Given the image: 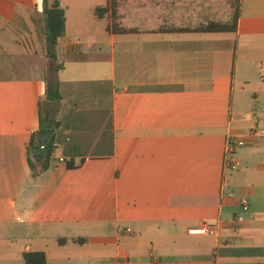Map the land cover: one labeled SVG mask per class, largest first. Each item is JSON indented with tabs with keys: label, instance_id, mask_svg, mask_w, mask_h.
I'll list each match as a JSON object with an SVG mask.
<instances>
[{
	"label": "crops",
	"instance_id": "1",
	"mask_svg": "<svg viewBox=\"0 0 264 264\" xmlns=\"http://www.w3.org/2000/svg\"><path fill=\"white\" fill-rule=\"evenodd\" d=\"M43 3L0 0V264H264V0H117L102 35L70 0L56 63Z\"/></svg>",
	"mask_w": 264,
	"mask_h": 264
},
{
	"label": "trees",
	"instance_id": "2",
	"mask_svg": "<svg viewBox=\"0 0 264 264\" xmlns=\"http://www.w3.org/2000/svg\"><path fill=\"white\" fill-rule=\"evenodd\" d=\"M116 6L117 0H111L110 4L106 7H102L96 10L95 14L98 18H105L109 12L112 10L114 15L116 16ZM43 15H44V22H45V40H46V53L47 58L50 61L56 63L57 62V46H58V39L66 36L67 30V17H66V10L63 8L60 0H44L43 3ZM239 17V9L237 8L235 11V15L233 18L232 23L229 24H221L211 22L207 25H201L200 27L191 30V29H180V30H171V31H182V32H197V33H228V32H235L237 21ZM115 32L121 34H129L131 31L119 28L118 25H113ZM61 67H57V71L59 72ZM48 87V96L55 101L61 100L60 95V86L58 80L55 78L54 82H49ZM47 128L42 125L41 131H45ZM36 140V136L33 138ZM52 144V142L50 143ZM50 153L47 154L46 158L49 159ZM65 242V241H63ZM24 259L26 264H47V256L45 253H25Z\"/></svg>",
	"mask_w": 264,
	"mask_h": 264
},
{
	"label": "built area",
	"instance_id": "3",
	"mask_svg": "<svg viewBox=\"0 0 264 264\" xmlns=\"http://www.w3.org/2000/svg\"><path fill=\"white\" fill-rule=\"evenodd\" d=\"M245 146V142L239 141L235 138H229L227 141V156L225 161V167L229 170H237L240 166L238 161L234 158L235 150ZM243 209L248 210V201L243 199L241 201ZM218 226L216 225H203L198 228L189 230L188 234L194 237H206V236H215L218 233Z\"/></svg>",
	"mask_w": 264,
	"mask_h": 264
},
{
	"label": "rangeland",
	"instance_id": "4",
	"mask_svg": "<svg viewBox=\"0 0 264 264\" xmlns=\"http://www.w3.org/2000/svg\"><path fill=\"white\" fill-rule=\"evenodd\" d=\"M60 1H61L62 6L65 8V6H67L69 4L70 0H60ZM107 1L108 0H101V8L106 6ZM69 19L73 20V16L69 15ZM108 22L109 21H108L107 18L101 19V35L105 32V29H106V27L108 25ZM38 44H39V46H38ZM38 44H37V46L39 47V50L43 51L44 47L46 46L45 26L44 25H40V28H39V41H38ZM37 51H38V49L36 50V53H38ZM55 73H56L55 72V64H53L51 66L50 71L45 72V77L47 78V80L49 82H51V84L55 80ZM49 100H50V98L48 97L47 101L49 102ZM45 125L47 127L49 126V121L47 119L45 120Z\"/></svg>",
	"mask_w": 264,
	"mask_h": 264
},
{
	"label": "water",
	"instance_id": "5",
	"mask_svg": "<svg viewBox=\"0 0 264 264\" xmlns=\"http://www.w3.org/2000/svg\"><path fill=\"white\" fill-rule=\"evenodd\" d=\"M38 141L41 145V147L34 149V155L35 156H43L46 152L49 151V149L46 147L48 144L50 137L52 136V133L49 131H42L38 133Z\"/></svg>",
	"mask_w": 264,
	"mask_h": 264
}]
</instances>
